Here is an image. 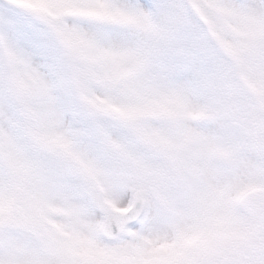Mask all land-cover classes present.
Instances as JSON below:
<instances>
[{
	"label": "snow or ice",
	"instance_id": "snow-or-ice-1",
	"mask_svg": "<svg viewBox=\"0 0 264 264\" xmlns=\"http://www.w3.org/2000/svg\"><path fill=\"white\" fill-rule=\"evenodd\" d=\"M0 264H264V0H0Z\"/></svg>",
	"mask_w": 264,
	"mask_h": 264
}]
</instances>
